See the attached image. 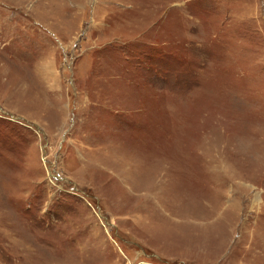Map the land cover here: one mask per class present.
<instances>
[{
  "label": "rangeland",
  "instance_id": "rangeland-1",
  "mask_svg": "<svg viewBox=\"0 0 264 264\" xmlns=\"http://www.w3.org/2000/svg\"><path fill=\"white\" fill-rule=\"evenodd\" d=\"M0 264H264V0H0Z\"/></svg>",
  "mask_w": 264,
  "mask_h": 264
}]
</instances>
